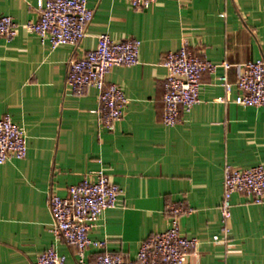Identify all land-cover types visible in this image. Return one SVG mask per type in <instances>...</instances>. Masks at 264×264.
I'll use <instances>...</instances> for the list:
<instances>
[{
	"label": "crops",
	"instance_id": "crops-1",
	"mask_svg": "<svg viewBox=\"0 0 264 264\" xmlns=\"http://www.w3.org/2000/svg\"><path fill=\"white\" fill-rule=\"evenodd\" d=\"M38 0H0V15L20 25L11 39L0 36V115L10 114L27 136V155L0 164V264H37L53 247L77 264L76 248L52 231L50 194L67 196L85 173L103 169L120 187L116 205L89 231L104 247L92 246L93 264L105 250L137 258L141 243L170 227L167 207L181 202V233L198 245L188 264H264V203L232 195L231 231L221 234L219 210L224 166H264V107L234 102L239 69L264 59V0H158L150 9L126 0H87L94 17L77 45L56 49L24 27L37 17ZM141 41L139 62L113 66L106 84L129 99L124 117L106 129L95 110L99 90L69 92V62L94 49L98 36ZM187 45L217 68L201 78V102L180 122L163 124L162 61ZM233 84L228 101L219 77ZM221 234L220 241L213 236Z\"/></svg>",
	"mask_w": 264,
	"mask_h": 264
},
{
	"label": "built area",
	"instance_id": "built-area-1",
	"mask_svg": "<svg viewBox=\"0 0 264 264\" xmlns=\"http://www.w3.org/2000/svg\"><path fill=\"white\" fill-rule=\"evenodd\" d=\"M130 6L150 9L158 0H126ZM37 17L24 23L23 27L40 37L52 49L66 44L77 45L87 35L94 17L87 0H38L35 4ZM19 24L9 15H0V36L11 39L17 35ZM141 41L137 38L114 40L108 34L98 36L94 49L81 58L69 62L66 86L69 92L82 95L88 87L99 90V106L95 110L100 123L108 130L115 128L129 103L123 89L115 84H106V75L113 66H132L139 62ZM166 68L164 80L163 124L176 125L183 112H189L201 102V78L205 73L214 74L219 66L230 68L226 61L215 64L205 55L196 54L183 45L177 51L168 52L163 61ZM225 88V96L219 101H228L233 84L227 74L219 77ZM239 90L234 102L251 107H264V59L249 61L239 69L235 83ZM27 155V136L10 114L0 115V164L15 158L22 160ZM120 187L112 182L103 169L88 171L81 181L68 189L67 196L50 194L48 205L53 217L52 231L77 251V264H89L86 251L92 247H104V241L93 240L89 231L97 225L103 212L116 205ZM243 193L254 203H264V166L238 168L224 166L223 195L219 206L221 234L227 239L231 227L232 195ZM189 208L181 202H172L167 207L170 227L145 239L134 261L120 254L101 251L93 264H188V258L198 245L196 237L181 233L180 217ZM221 234L213 236L220 241ZM37 264H67L66 256L50 247L39 254Z\"/></svg>",
	"mask_w": 264,
	"mask_h": 264
}]
</instances>
